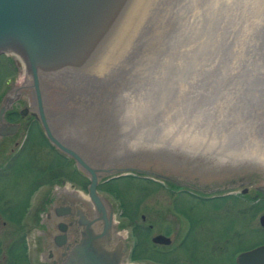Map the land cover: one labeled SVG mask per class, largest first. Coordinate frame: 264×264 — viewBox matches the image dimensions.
Masks as SVG:
<instances>
[{"label":"water","instance_id":"95a60500","mask_svg":"<svg viewBox=\"0 0 264 264\" xmlns=\"http://www.w3.org/2000/svg\"><path fill=\"white\" fill-rule=\"evenodd\" d=\"M1 53L88 175L86 194L52 188L37 211L44 264H130L97 180L168 179L203 199L257 180L264 194V0H0Z\"/></svg>","mask_w":264,"mask_h":264},{"label":"flooded vegetation","instance_id":"af4514ba","mask_svg":"<svg viewBox=\"0 0 264 264\" xmlns=\"http://www.w3.org/2000/svg\"><path fill=\"white\" fill-rule=\"evenodd\" d=\"M12 66L21 73H10L0 91V264H44L39 251L37 211L52 188H77L83 192V177L88 179V175L70 154L49 143L43 123H35L33 116H41V113L28 73L14 56ZM17 75H20L18 81ZM42 157L43 167L38 162L43 160ZM33 161L37 162L34 171L40 176L31 180L28 197L19 201V171L23 164L29 165ZM142 180L171 190L166 193V208L174 215V224L171 222V225L156 230L152 223L145 222L147 213L139 212L142 198L136 199L131 208L125 201L128 195L124 190L108 189L112 200L100 194L113 207L116 223L125 227L130 262L135 250L143 245L145 233L150 234V241L156 234L169 238L167 244L151 242L150 250L161 254L171 244L180 247L189 238L191 243L199 244L200 238L205 242L212 221L223 222L225 232L229 221L226 220V203L232 198L236 203L237 225L236 237L231 242L238 246L233 250V258L239 253L264 247V194L255 186L256 181L223 199H203L168 179ZM108 181L97 180L96 192L100 183ZM184 196L188 202L182 204ZM127 238H132L131 243ZM223 246L225 249L229 246L226 239ZM20 255L24 263L19 262ZM254 264H264V261Z\"/></svg>","mask_w":264,"mask_h":264},{"label":"rangeland","instance_id":"374dc122","mask_svg":"<svg viewBox=\"0 0 264 264\" xmlns=\"http://www.w3.org/2000/svg\"><path fill=\"white\" fill-rule=\"evenodd\" d=\"M12 56L15 57V55L11 53L0 54V91L4 88L7 77L10 75V73H21V71L15 70L13 68ZM14 78L15 76L12 79ZM16 78L17 81L20 80V75H17ZM38 162L40 163L39 165L41 167L44 166V158L43 160L39 159ZM36 163V161H33L29 165L27 163L26 165L23 164L21 166L19 171V201H22L25 199V197H28L31 180L39 175L34 171ZM68 175L70 177V172ZM146 183L148 184L146 185ZM86 185H88V179L86 176H84L82 186L84 194H86ZM108 189L126 191L128 196L125 201L131 208L136 199L141 197L142 204L140 205L139 212H144L145 214L147 213L145 222L152 223L156 230L161 229L162 226L168 224L171 225V222L174 224V215L166 208V198L168 197V194L166 193L171 190H166L161 187L159 188L157 185L151 184L150 180L129 179L102 182L97 187V193L104 195L109 200H112L107 192ZM43 195L44 193L41 194V199ZM185 198L187 197L184 196V201H182V204L188 202L187 199L185 200ZM226 205L228 215L226 220L229 219V221L226 222V229L227 227L228 229L225 232L223 231V222L219 221L218 223H213L212 221L210 229L211 232H208L205 242L200 238L199 244H196L195 241L191 243L189 238V240H187V242H185L180 247H176L175 245L171 244L170 247L167 248L166 252L161 254L150 250V234L145 233L142 239L143 245L139 246L135 250L132 258L133 261H131L130 264H234V258L232 256L233 250L238 247L237 245H234L236 243L231 242L236 237L237 217L235 211V198L229 199ZM163 209H165V211H163ZM215 213L218 214V212ZM137 219H139L138 214ZM118 224L121 225V223ZM123 230L125 232V229ZM177 233L178 232H176V235ZM222 235H224V238H222ZM225 239L229 245L226 249L223 246V241H225ZM131 241L132 238H129L128 242L131 243ZM19 262H25L23 256L21 257V255Z\"/></svg>","mask_w":264,"mask_h":264},{"label":"bare ground","instance_id":"6f19581e","mask_svg":"<svg viewBox=\"0 0 264 264\" xmlns=\"http://www.w3.org/2000/svg\"><path fill=\"white\" fill-rule=\"evenodd\" d=\"M16 57V59L20 62V64L22 65V63H21V61L19 60V58L17 57V56H15ZM23 66V65H22ZM23 69H24V67H23Z\"/></svg>","mask_w":264,"mask_h":264},{"label":"trees","instance_id":"16d2710c","mask_svg":"<svg viewBox=\"0 0 264 264\" xmlns=\"http://www.w3.org/2000/svg\"><path fill=\"white\" fill-rule=\"evenodd\" d=\"M133 255H134V253H133ZM133 255H132V256H133Z\"/></svg>","mask_w":264,"mask_h":264}]
</instances>
